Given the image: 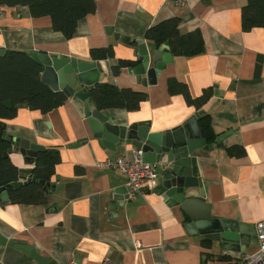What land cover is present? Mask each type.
Listing matches in <instances>:
<instances>
[{
    "label": "crops",
    "instance_id": "0c3cea01",
    "mask_svg": "<svg viewBox=\"0 0 264 264\" xmlns=\"http://www.w3.org/2000/svg\"><path fill=\"white\" fill-rule=\"evenodd\" d=\"M95 1L96 12L79 22L70 40L53 30L50 17L32 18L28 8L9 7L0 16V49L91 62L93 49L112 46L115 59L101 61L106 71L102 82L146 92L148 98L137 111L110 109L105 115L119 124L149 122L153 132L185 126L200 112L209 115L217 138L211 144L205 139L207 146L193 154V174L202 181L212 217L242 228L248 238L245 254L204 240L199 230L190 232L189 220L169 209L159 193L128 199L111 211L113 196L127 188V180L98 165L133 147L111 150L99 144L84 103L70 97L47 115L24 108L16 118L1 121L10 136L59 149L61 162L51 181L56 188L45 204L0 203V233L6 241L0 245V264H38L21 246L56 264H102L106 257L125 264H200L255 254L256 225L264 220V28L243 32L247 0H187L186 7L168 0ZM172 18L180 19L182 33L202 34L203 53L180 57L170 50L172 63L147 87L128 69L112 74L120 60L139 65L136 41H143L150 53L157 49L145 39L146 31ZM117 36L128 37L131 44ZM170 79L185 84L193 99L209 90L212 95L198 110L184 96L169 94ZM232 148L243 149L244 156L237 155L239 149L232 154ZM10 158L19 169L27 168L22 156L12 153ZM157 171L160 185L159 166ZM193 195L199 196V189Z\"/></svg>",
    "mask_w": 264,
    "mask_h": 264
},
{
    "label": "water",
    "instance_id": "95a60500",
    "mask_svg": "<svg viewBox=\"0 0 264 264\" xmlns=\"http://www.w3.org/2000/svg\"><path fill=\"white\" fill-rule=\"evenodd\" d=\"M113 29L110 28L109 32ZM117 38L127 45L131 44L128 37ZM140 46L136 51L139 56V65L128 69L135 75L137 82L147 87L155 85L157 77L172 63L173 56L170 52L169 43L149 52L143 41H136ZM7 51L0 49V56ZM34 61L43 66L41 81L54 91L63 92L69 97L76 98L84 103L85 117L93 138L104 147L115 150L117 147H134L144 152V160L149 164L159 166L162 172L161 183L158 193L169 209L178 210L189 223L186 228L190 232L199 230L204 240L219 243L222 249H239L245 254L244 248L248 243L243 235L241 227L232 225L228 221L214 219L211 207L206 203L202 181L193 174V154L207 145L206 136L199 126L198 118L203 112L196 114L185 126L168 130L166 132H153L149 122L134 123L132 125L119 124L114 117H108L102 110L97 109L90 100V92L94 87L104 81V62H82L68 57L52 56L37 51L29 53ZM137 64L136 61H133ZM103 83V82H102ZM8 107H12L7 102ZM27 108L18 106L19 109ZM49 127L50 125L46 123ZM3 130L6 125L0 122ZM12 145V153L22 156L27 168L20 169L26 181L14 183V187H21L35 182L33 169L37 153L45 151L41 145L31 143L27 139L9 135ZM44 193L49 195L56 186L54 183L46 184ZM199 189L200 195L194 196V190ZM113 196L110 210L116 211L129 199L128 189H120ZM121 196V197H120ZM124 196V197H122ZM9 200L6 188L0 189V203ZM189 232V233H190ZM248 240V238H247ZM6 241L0 233V245ZM29 252L38 264H56L49 258L41 257L30 247H19Z\"/></svg>",
    "mask_w": 264,
    "mask_h": 264
},
{
    "label": "trees",
    "instance_id": "16d2710c",
    "mask_svg": "<svg viewBox=\"0 0 264 264\" xmlns=\"http://www.w3.org/2000/svg\"><path fill=\"white\" fill-rule=\"evenodd\" d=\"M0 3L10 8H28L32 18L50 17L53 30L61 33L67 40L75 36L79 22L97 10L95 0H0ZM180 24L178 18L165 20L149 28L145 39L154 43L157 48L169 43L174 56L193 57L203 53L202 34L199 31L182 33ZM257 28H264V0H247L242 9V30L247 33ZM90 54L92 59L98 62L115 59L112 46L93 49ZM135 65L133 61L120 60L112 67V74L119 76L124 69H131ZM42 72L43 66L34 61L28 53L9 51L6 55L0 56V122L16 118L18 106L23 105L31 111L47 115L68 102L70 97L67 94L54 91L41 81ZM168 91L172 96H184L186 102L198 110H201L212 95V90H209L201 98L193 99L188 87L176 79L168 81ZM147 98L146 92L121 89L109 83H100L90 92L92 104L102 111L110 109L137 111ZM7 102H10L12 107H8ZM198 120L208 143H213L217 135L213 130L210 116L202 114ZM236 149L240 152L238 156H244V150L241 148H232L230 151ZM11 150L9 135L0 126V189H7L12 204L27 206L45 204L47 195L41 182L49 184L55 176L56 167L61 162L59 149L46 148L45 151L38 152L33 169L36 181L21 187H14V183L26 181V178L12 162L9 156ZM232 154L236 155V152L233 151Z\"/></svg>",
    "mask_w": 264,
    "mask_h": 264
},
{
    "label": "built area",
    "instance_id": "2783aa9c",
    "mask_svg": "<svg viewBox=\"0 0 264 264\" xmlns=\"http://www.w3.org/2000/svg\"><path fill=\"white\" fill-rule=\"evenodd\" d=\"M179 7H186L187 0H168ZM9 7L0 3V16L4 15ZM98 169H111L119 171L125 176L129 199L137 197L146 198L150 194L158 193L160 175L157 166L144 160V152L130 148L122 156L106 160L98 165ZM258 250L252 255L231 257L221 262H205L200 264H264V220L256 225ZM102 264H125L106 257Z\"/></svg>",
    "mask_w": 264,
    "mask_h": 264
}]
</instances>
